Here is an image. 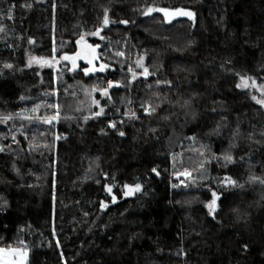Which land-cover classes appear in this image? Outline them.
<instances>
[{"label":"trees","instance_id":"trees-1","mask_svg":"<svg viewBox=\"0 0 264 264\" xmlns=\"http://www.w3.org/2000/svg\"><path fill=\"white\" fill-rule=\"evenodd\" d=\"M177 8L193 16L149 12ZM0 29V247L26 264H264V0H0ZM79 42L87 75L62 58Z\"/></svg>","mask_w":264,"mask_h":264},{"label":"rangeland","instance_id":"rangeland-1","mask_svg":"<svg viewBox=\"0 0 264 264\" xmlns=\"http://www.w3.org/2000/svg\"><path fill=\"white\" fill-rule=\"evenodd\" d=\"M177 9H167L169 15H165L164 17L166 19H171L174 17H179L182 15H176L174 14L176 12ZM184 10V9H181ZM186 11V10H184ZM143 14V12L141 13V15ZM69 57L70 59L67 60H71L72 62L77 63L78 61H83L84 63H86L88 66L87 69H89L90 67H93L95 65V58H96V50L95 48H93L91 45H89L86 42H82V43H78L77 44V48L73 53H68V54H64L63 57ZM62 57V58H63ZM66 60V59H64ZM28 63L29 64H34V65H38L40 67H46V66H50L53 68H57V65H59V60H57L54 57H43V56H36V55H31L28 58ZM104 65L101 61L96 65V68L100 70L101 66ZM220 67V64H216L213 62H206L203 65H201L200 67H194L190 69V73H196V72H200L202 71V69L204 68H208V69H217ZM259 91L261 93L264 92V87L263 88H258ZM114 121V120H113ZM112 121V122H113ZM127 191H132V188H128ZM15 210L17 212L16 216L21 217L22 215H24L25 213V206L24 204L20 201V202H16L15 205ZM0 249H3L2 252H0V264H26L27 260H28V251L25 249H19V248H4V247H0Z\"/></svg>","mask_w":264,"mask_h":264},{"label":"snow or ice","instance_id":"snow-or-ice-1","mask_svg":"<svg viewBox=\"0 0 264 264\" xmlns=\"http://www.w3.org/2000/svg\"><path fill=\"white\" fill-rule=\"evenodd\" d=\"M151 11H162V12L165 13L166 16L169 15L167 9H149V12H151ZM174 14L188 16L190 18L193 16V13L192 12H190V11H184V10H181V9L176 10V12ZM107 23H108V16H107V10H105L104 24L107 25ZM121 23H127V21H121ZM0 31H2V29H0ZM98 32H99V30H97L96 33H92V35H96V34H98ZM118 55H120V53H118ZM63 59H66L67 60V59H70V58L67 57V56H65V57H63ZM5 67H11V65H5ZM104 67L105 66L102 65L101 68H100V70L103 71ZM95 70L96 69H86L85 70V74L87 75L89 71H95ZM145 71H147V70H145ZM241 80H242V85H238V87H240V86L247 87L248 85H247V81L245 80V78L244 77H241ZM253 83H255V82H253ZM111 86H112V82H109V87H111ZM103 94L106 95L107 94V90H104ZM253 99H255V97H253ZM258 103L264 104V100L258 101ZM145 111H147V109H145ZM96 115H100V113H97ZM111 126L114 127L115 125H111ZM120 135H124V134L123 133H120ZM0 150H2V149H0ZM224 160L226 162L231 163L232 162V157L229 156V155H226V156H224ZM153 171H155V169H153ZM228 179H229V182L230 183H234V182H232L230 180V178H228ZM253 179H257V178L254 177ZM125 187L128 188L129 186L125 185ZM140 189H141V185L137 184V185H135V188H134L133 191H140ZM107 190L109 192H111V188H108ZM131 194H132V191H126L124 193L125 196L131 195ZM212 196H213V199L206 205L208 207L210 213H212V212L215 211V208H216V200H217V196H216V193L215 192L212 193ZM113 201L115 202V197H113ZM101 206L102 207H106V205H104V204H102ZM2 251H3V249H0V252H2Z\"/></svg>","mask_w":264,"mask_h":264},{"label":"built area","instance_id":"built-area-1","mask_svg":"<svg viewBox=\"0 0 264 264\" xmlns=\"http://www.w3.org/2000/svg\"><path fill=\"white\" fill-rule=\"evenodd\" d=\"M146 109H147V111H145V112H146V113H149V106H146ZM186 173H187V169H184L183 172H182V174L185 175ZM179 183H180L181 185H183V184H184V180L181 179V180L179 181Z\"/></svg>","mask_w":264,"mask_h":264},{"label":"water","instance_id":"water-1","mask_svg":"<svg viewBox=\"0 0 264 264\" xmlns=\"http://www.w3.org/2000/svg\"><path fill=\"white\" fill-rule=\"evenodd\" d=\"M175 178H176V176H175Z\"/></svg>","mask_w":264,"mask_h":264}]
</instances>
